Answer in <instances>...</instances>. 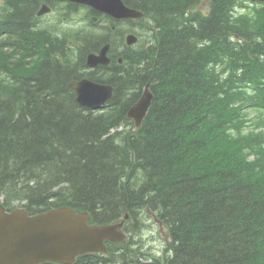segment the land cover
Returning <instances> with one entry per match:
<instances>
[{"label":"trees","instance_id":"obj_1","mask_svg":"<svg viewBox=\"0 0 264 264\" xmlns=\"http://www.w3.org/2000/svg\"><path fill=\"white\" fill-rule=\"evenodd\" d=\"M123 1L143 18L86 8L99 31L54 34L37 13L62 0H2L0 201L30 214L72 207L100 224L128 215L127 244L84 264H264V4ZM66 5L73 20L82 6ZM129 33L141 43L128 47ZM109 44L112 65L87 71ZM84 77L115 87L105 108L76 102L68 85ZM147 86L136 128L128 112ZM149 216L166 230V258L135 239Z\"/></svg>","mask_w":264,"mask_h":264},{"label":"water","instance_id":"obj_2","mask_svg":"<svg viewBox=\"0 0 264 264\" xmlns=\"http://www.w3.org/2000/svg\"><path fill=\"white\" fill-rule=\"evenodd\" d=\"M86 5L98 13H105L116 20H139L140 10L131 9L123 0H68ZM262 2L264 0H252ZM51 11L44 5L39 16ZM97 20V19H96ZM137 42L134 35L127 39L129 45ZM110 46L88 56V66L97 63L108 65L106 58ZM69 89L75 91L77 103L90 109L104 107L114 95V87L89 79L72 81ZM153 101V93L146 87L139 101L131 108L128 117L139 128ZM90 214L63 207L47 213L29 215L23 209L9 212L0 202V264H73L82 255L105 252L106 241L120 242L126 236L121 230L124 221L117 225H89Z\"/></svg>","mask_w":264,"mask_h":264},{"label":"rangeland","instance_id":"obj_3","mask_svg":"<svg viewBox=\"0 0 264 264\" xmlns=\"http://www.w3.org/2000/svg\"><path fill=\"white\" fill-rule=\"evenodd\" d=\"M2 4V0H0V5ZM60 7H63V9L67 8L66 3H63L61 6H56L55 9V14L57 15H50V16H46L45 18V22L46 24L50 23V28L53 32H60L63 33L64 31H68V30H72V29H82L85 26H87L88 28H91L95 31H99L98 28H96L93 25H90L89 21L86 20V13H87V9L85 7H82L78 13L75 14L74 19L72 20L69 16H64L61 14V16H59L58 14L60 12L65 13L63 10L61 11ZM104 22H102V24H104ZM53 27V28H52ZM122 27H125L124 25ZM121 27V28H122ZM127 29H131V28H127ZM73 31V30H72ZM140 34V33H139ZM142 36L147 37V33H141ZM141 43V41H140ZM143 45V44H141ZM122 49H120L119 51H121ZM118 51V52H119ZM251 115L252 117H256L257 113L254 111H251ZM148 219H150L149 221H147V227L145 229V231L142 232L141 235H137L135 237V239L137 240H142L145 244L146 248H150L152 249L154 252H156L158 255H160L161 257L165 256V247H166V243L168 241L167 238V233L165 231V229H162L160 224L156 223L154 220V217L149 216ZM152 226V227H150ZM149 228V229H148ZM129 236V235H127ZM128 239V237H127ZM164 252H163V251ZM168 255V253H166Z\"/></svg>","mask_w":264,"mask_h":264},{"label":"bare ground","instance_id":"obj_4","mask_svg":"<svg viewBox=\"0 0 264 264\" xmlns=\"http://www.w3.org/2000/svg\"><path fill=\"white\" fill-rule=\"evenodd\" d=\"M59 2H60V1H59ZM63 3H66V4H67V3H69V2H68L67 0H62V4H63ZM70 3H71V2H70ZM71 4H75V3H71ZM56 6H57V5H56ZM56 6H53V8L55 7L54 10L56 9ZM81 8H82V7H81ZM81 8H80V9H81ZM142 13H143V12H142ZM61 14L65 16V13H63V12H60L58 15L61 16ZM143 16H144V15H143ZM94 17H95V18H98V17H96V16H94ZM111 18H112V17H111ZM142 18H143V17H142ZM142 18H141V19H142ZM113 19H114V18H113ZM38 20H39L38 22L41 23L40 19H38ZM99 20H100V19L95 20V21H93V22H94V23H97V22H99ZM115 20H116V19H115ZM139 20H140V19H139ZM117 21H118V20H117ZM102 22H103V20H102ZM120 22H121V21H120ZM40 23H39V24H40ZM39 24H38V25H39ZM37 29H38V28H37ZM40 30H42V29H40ZM45 30L47 31V29H45ZM126 31H127V32H132L133 30H132V29H126ZM49 32H50V31H49ZM52 32H53V31H52ZM79 32H83V31H79ZM77 33H78V32H77ZM83 33H84V32H83ZM51 34H52V33H51ZM54 34H56V33L54 32ZM67 34H68V33H67ZM69 34H70V33H69ZM71 35H72V33H71ZM79 35H81V34H79ZM131 35H134V36L136 37V39H137V42H140V41H139V40H140L139 37H138L137 35L133 34V33H129V34L125 35V37H124V38H125V41H126V40L128 39V37L131 36ZM62 36H63V34H62ZM65 36H66V35H65ZM65 36H64V37H65ZM66 37H67V36H66ZM114 43H115V42H114ZM124 43H125V42H124ZM138 44H139V43H138ZM107 46H110V44L107 45ZM119 47H120V46H119ZM113 48H114V47H113ZM92 53H93V52H92ZM92 53H90V54H92ZM90 54H88V56H89ZM115 54H116V52H115ZM88 56H87V61H86V68H87V71H88V70H89V71H94L95 69H91V68L88 66ZM106 58L109 59L110 62H113V59H112V56H111L110 52H109V54L106 56ZM118 59H119V61H120V60H123L122 57H119ZM103 67H105V66H103ZM72 81H73V80H72ZM72 81H71V82H72ZM71 82H70V83H71ZM70 83H69V85H70ZM69 85H68V89H69ZM106 85H109V84H106ZM110 86H112V85H110ZM148 88H149V87H148ZM114 89H115V87H114ZM69 90H70V89H69ZM149 90L151 91L150 88H149ZM70 91H71V90H70ZM144 91H145V89H144ZM144 91H143V92H144ZM76 99H77V98H76ZM76 102H77V100H76ZM134 105H135V104H134ZM80 106H81V105H80ZM81 107H83V106H81ZM132 107H133V106H132ZM132 107H131V108H132ZM131 108H130V110H131ZM150 108H151V106H150ZM150 108H149V111H150ZM130 110H129V112H130ZM149 111H148V113H149ZM94 112H95V111H94ZM129 112H128V113H129ZM148 113H147L146 117L148 116ZM132 121H133V120H132ZM90 215H91V214H90ZM140 220H142V219H140ZM148 229H149V228H148ZM137 240H138V239H137ZM138 241H139V240H138ZM106 248L108 249V244H106ZM166 249H167V245H166L164 251H166ZM164 251H163V252H164ZM167 253H168V252H167ZM166 255H167V254H165V256H166ZM94 256H101V254H97V255H94ZM165 256H164V257H165ZM150 257H152V256H150ZM150 257H149V258H150ZM160 257H161V256H159V257H157V258H160ZM164 257H162V258H164ZM147 258H148V257H147ZM152 258H153V257H152ZM165 258H166V257H165ZM160 259H161V258H160ZM148 260H149V259H148ZM143 262H144L145 264H147L146 261H143ZM149 264H150V263H149Z\"/></svg>","mask_w":264,"mask_h":264},{"label":"flooded vegetation","instance_id":"obj_5","mask_svg":"<svg viewBox=\"0 0 264 264\" xmlns=\"http://www.w3.org/2000/svg\"><path fill=\"white\" fill-rule=\"evenodd\" d=\"M103 66H108V65H106V64H104V63H97L96 65H94L93 67H91V68H93V69H98V68H102ZM83 78H80V79H73V81H80V80H82ZM80 263H82V264H84V261H81Z\"/></svg>","mask_w":264,"mask_h":264}]
</instances>
